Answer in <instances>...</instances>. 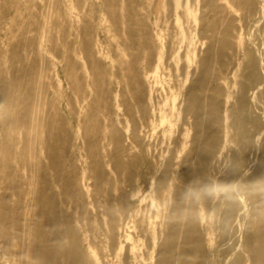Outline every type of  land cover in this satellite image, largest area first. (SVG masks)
<instances>
[{
    "label": "bare ground",
    "instance_id": "1",
    "mask_svg": "<svg viewBox=\"0 0 264 264\" xmlns=\"http://www.w3.org/2000/svg\"><path fill=\"white\" fill-rule=\"evenodd\" d=\"M263 90L264 0H0V264H249Z\"/></svg>",
    "mask_w": 264,
    "mask_h": 264
},
{
    "label": "rangeland",
    "instance_id": "2",
    "mask_svg": "<svg viewBox=\"0 0 264 264\" xmlns=\"http://www.w3.org/2000/svg\"><path fill=\"white\" fill-rule=\"evenodd\" d=\"M233 7H236L234 3H233ZM241 70H242V68L239 70V73H241L242 76L238 77V81H242L244 79L243 78V70L242 71ZM136 80H139V79H136ZM133 85L135 87L140 88V84L139 85L133 84ZM133 85H132V87H128V90H125V94L122 97V102H123L124 106L127 105L128 100L131 96H134L136 98V96L133 94L134 93L136 94L137 92L133 91ZM43 90H45V93H47L46 94V101L49 102V97H50L49 96V90L46 87H44ZM259 99L262 103V106L260 108V115L262 116L264 114V90L260 92ZM56 103L61 105V108L64 105L60 98L56 99ZM189 145H190V141H189ZM255 149L257 150V154L259 156H264V135L261 138V140L259 141V145L256 146ZM260 205H264V201H262L260 203ZM257 213L259 214V217H258L259 222H258L257 227H256V234L253 238H251V237L247 238L246 239V245H245L246 246L245 247V253H246V255H248V257H245V259H246V262H249V264H251V263L252 264H264V211L260 210ZM35 225L36 226H35V231H34V237L36 238V240H40V242H39L38 250L36 251L35 254H33L34 261L37 263H41V264H47V262L45 261L44 251L47 253L53 252V250L55 248V240H54V236H53L54 232L49 228V225L42 224L40 226V224H39L38 229H37V224H35ZM36 232L37 233L39 232V237H38V234ZM253 249L259 250V256L255 259H253V255L255 253V251H253Z\"/></svg>",
    "mask_w": 264,
    "mask_h": 264
},
{
    "label": "clouds",
    "instance_id": "3",
    "mask_svg": "<svg viewBox=\"0 0 264 264\" xmlns=\"http://www.w3.org/2000/svg\"><path fill=\"white\" fill-rule=\"evenodd\" d=\"M235 193L232 184H225L215 178L201 180L196 178L191 181L180 193L179 204L173 213V218L183 219L190 217L193 220L200 219L199 211L204 201L215 200L221 197L230 199ZM174 207V205H169Z\"/></svg>",
    "mask_w": 264,
    "mask_h": 264
}]
</instances>
